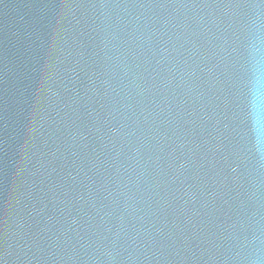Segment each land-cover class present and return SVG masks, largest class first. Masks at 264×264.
Returning <instances> with one entry per match:
<instances>
[{"label":"water","instance_id":"water-1","mask_svg":"<svg viewBox=\"0 0 264 264\" xmlns=\"http://www.w3.org/2000/svg\"><path fill=\"white\" fill-rule=\"evenodd\" d=\"M0 264H264V0H0Z\"/></svg>","mask_w":264,"mask_h":264}]
</instances>
